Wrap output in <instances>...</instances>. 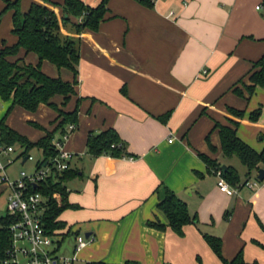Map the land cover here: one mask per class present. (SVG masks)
Returning <instances> with one entry per match:
<instances>
[{"label":"crops","instance_id":"obj_1","mask_svg":"<svg viewBox=\"0 0 264 264\" xmlns=\"http://www.w3.org/2000/svg\"><path fill=\"white\" fill-rule=\"evenodd\" d=\"M81 1L94 7L102 0ZM49 2L18 0V6L26 12L32 3L46 5L60 17L62 0ZM152 2L148 7L140 0H106L107 11L96 30L76 34L70 24L59 28L61 37L77 39L79 57L74 94L65 104L61 95L51 98L63 111L77 107L76 127L63 143L76 175L65 182L72 207L58 217L65 228L59 231L57 253L72 254L75 235L65 234L70 227L91 237L73 264H222L202 236L208 234L220 239L226 260L240 252L244 262L264 264V179L254 188L242 184L255 179L257 171L246 178L236 156L224 157L214 128L217 123L235 129L256 152L264 147V88L255 86L249 95L243 87L251 85L249 74L260 68L256 62L264 64V0ZM3 7L0 0V11ZM12 13L9 9L1 17L0 47L16 42L10 32ZM19 50L21 57L7 60L38 62L35 53ZM40 69L53 78L73 79L71 71L47 60ZM257 108L252 121L248 116ZM11 110L36 133L29 135L12 121L5 124L31 142L57 123V112L46 104L32 112L17 105ZM109 128L124 142L128 157L87 153L88 134ZM13 146L17 157L24 148ZM26 155L16 160L32 162ZM200 155L237 172L241 184L230 185L233 194L217 188V176L207 171ZM6 172L12 177L17 173L9 167ZM165 189L197 219L183 226L181 236L168 226L148 225L167 223L157 207ZM6 193L0 185L5 204Z\"/></svg>","mask_w":264,"mask_h":264},{"label":"trees","instance_id":"obj_2","mask_svg":"<svg viewBox=\"0 0 264 264\" xmlns=\"http://www.w3.org/2000/svg\"><path fill=\"white\" fill-rule=\"evenodd\" d=\"M43 1L51 3L49 0ZM140 1L148 7L153 5V0ZM3 2L4 7L0 11V21L5 11L9 9L13 11L10 32L16 37V42L12 45H6L2 42L0 47V99L11 101L0 119V142L23 147L22 155L35 148L41 152V164H44L56 154L53 145V140L56 139L55 133L58 132L59 137L65 132L68 124L76 125L77 122L76 106L71 111H63L51 102L53 96L61 95L63 104H65L70 96L74 94V86L77 83L78 42L73 37H61L58 33L59 28L70 24L76 34L85 28L96 30L107 11L106 0H102L94 7L84 4L81 0H62V15L60 17L56 16L46 5L32 3L26 12H21L18 0H3ZM20 48L25 52L35 53L38 62L31 65L19 60H7L9 55ZM43 60L49 61L58 69L65 68L71 71L72 81L67 82L44 74L40 69V63ZM255 65H259L260 68L249 74L248 80L251 85L243 84L249 95L255 86L264 88V64L262 60H259ZM233 91L237 95H242V91L238 88ZM40 104H46L57 112V123L52 131L46 132L43 137L35 142L29 141L25 136L18 134L5 124V118L13 106L17 105L26 111L32 112ZM229 111L237 116L242 115V112L238 110L229 108ZM259 112V108L250 112L249 119L256 120ZM214 128H218L222 155L226 158L236 156L246 168V178L251 171H257L261 167L264 168V147L261 151L256 152L237 137L235 129L217 123L214 124ZM86 150L92 156L104 155L110 159L128 157L124 142L112 128L98 133L90 132L86 140ZM200 157L205 162L208 172L215 173L220 169L221 164L216 160L203 155H200ZM75 175L76 172L68 168L54 178H46L37 186L36 190L46 199L42 223L47 233H59L60 230L65 228V223L58 220V217L62 211L72 207L67 201L65 182ZM221 176L229 185L235 186L240 183L237 172L231 166H227L226 171L221 173ZM157 207L165 215L167 223L164 225L157 220L148 222V225L153 228L163 229L168 226L175 234L181 236L183 226L197 223L195 215L189 214L186 204L170 190L165 189L164 196L157 203ZM11 221L12 218L7 213L0 216V259L5 257L10 244L8 226ZM71 233L76 235L69 227L65 234ZM202 236L222 264H257L256 262H244L240 252L231 260H226L221 255L220 239L208 234H202ZM86 264L102 263L88 262ZM124 264L134 263L125 262ZM198 264L202 263L198 260Z\"/></svg>","mask_w":264,"mask_h":264},{"label":"built area","instance_id":"obj_3","mask_svg":"<svg viewBox=\"0 0 264 264\" xmlns=\"http://www.w3.org/2000/svg\"><path fill=\"white\" fill-rule=\"evenodd\" d=\"M75 127V124H68L65 132L53 140L56 150L54 157L41 164L42 158L34 160L31 155H26L25 160L34 163L32 170H19L14 177L6 169L16 159H21L22 153L15 157L14 146L0 142V185L7 190L5 213L12 218L8 226L10 244L0 264H73L76 253L91 241V237L76 234L72 254H58L59 233L46 232L42 223L46 199L36 190L40 182L48 177L54 178L69 168L71 154L63 149V143ZM221 173L220 169L215 172L217 188L227 195L233 194L234 188L223 179ZM257 183L254 179L245 181L243 185L254 188Z\"/></svg>","mask_w":264,"mask_h":264},{"label":"rangeland","instance_id":"obj_4","mask_svg":"<svg viewBox=\"0 0 264 264\" xmlns=\"http://www.w3.org/2000/svg\"><path fill=\"white\" fill-rule=\"evenodd\" d=\"M19 52H20V50L18 49L15 53L9 55L10 58L18 59L19 57H21ZM10 103H11L10 100H1L0 99V119L3 117L5 111L8 108V106L10 105ZM19 116H20L19 113H17V112L15 113L13 110H11L9 112V114L6 116L5 120L7 122H11L12 121L14 123V125H17V127L22 129L23 131L28 132L29 135H34L36 133L35 132L36 130L31 128L30 125L26 121H23L22 119H20ZM28 153L34 158V160L39 159L41 157V154L36 149L29 150ZM234 160H235V164L238 167H240L241 165H240L238 159L235 157ZM31 163L32 162H27L26 164L21 165L20 161L16 160L12 165L9 166V171L10 172H12V171H17L18 172L19 170H24L25 172H29L30 169H31V166H32ZM253 180H254V178L252 177L251 181H253ZM4 214H5V200H4V196L1 195L0 196V216H2ZM66 239L71 240L72 237L68 236V237H66ZM63 247H65V246L62 243L61 244V248H63ZM77 264H80V263H77Z\"/></svg>","mask_w":264,"mask_h":264},{"label":"water","instance_id":"obj_5","mask_svg":"<svg viewBox=\"0 0 264 264\" xmlns=\"http://www.w3.org/2000/svg\"><path fill=\"white\" fill-rule=\"evenodd\" d=\"M226 169H227V167L225 166V165H221L220 166V171L222 172V173H224L225 171H226ZM255 179L258 181V182H260V181H262L263 179H264V168H259L258 170H257V174H256V176H255ZM33 187L35 188V185H33ZM84 236L87 238L88 237V235L87 234H84Z\"/></svg>","mask_w":264,"mask_h":264}]
</instances>
